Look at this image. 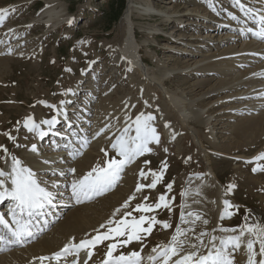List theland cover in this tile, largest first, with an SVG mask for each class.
<instances>
[{
  "label": "rangeland",
  "instance_id": "374dc122",
  "mask_svg": "<svg viewBox=\"0 0 264 264\" xmlns=\"http://www.w3.org/2000/svg\"><path fill=\"white\" fill-rule=\"evenodd\" d=\"M112 1L62 0V5H59L61 8L55 3L56 8L64 9L63 12L67 13L70 20L61 21L56 26H49V17L45 14L48 0H0V9L9 10L1 30H10L14 26L17 30L19 29L13 36L0 37V146H2L0 167L6 157L14 152L23 159L27 157L46 159L54 155L53 139H45L44 143L35 142L33 138L35 133L28 131L19 123L18 116L24 117V114L27 115L28 112L36 113L38 122L42 123L47 120L49 114L58 110L62 102L69 104V107L73 105L71 120L78 119L81 124L71 127L70 131L74 129V132L69 135L73 137L68 138L70 146L67 151L64 150L69 153L68 155L60 154L59 158L61 163L69 164L75 170V161L70 160L75 149L81 154L82 149L86 148L84 154L78 159L83 158L87 152H92V156L87 167L79 169L82 174L69 173L67 178L64 177L65 183L66 179L74 182L83 178L93 167L103 166L108 158L119 159L111 145L123 134L124 128L132 126L133 131L129 135H135L133 121L138 115L143 113L145 116L154 117L149 123L156 129L159 143L155 141L149 143L148 147L152 151L146 152L128 164L120 174V181L116 186L91 200L90 207L96 210L98 216L100 213L98 207L103 200L100 198L118 189L121 190L125 186L123 183L131 176L137 179L136 186L138 183L150 184L154 177L152 175H148L146 179L141 177L139 175L141 169L145 172L151 170L160 173L162 164H166L162 179L156 187L154 189L146 187L139 193L135 192L136 198L131 200L128 211L140 203L155 205L158 198L164 195L169 204L168 208L161 207L147 213L134 212L133 215L137 218L140 215L155 216L158 221L167 222L170 227L164 228L162 224H156L151 235L146 236L142 242L134 241L126 247H118L114 255H119L121 252L127 254L136 250L141 251V255L144 256L153 248L158 250L171 241L184 211L196 213L197 210L201 215L208 209L207 200L215 199L213 189L208 191L209 180L205 176L207 167L193 135L189 131H182L179 124L168 122L165 118L171 113V104L163 93V90H167L188 98L191 105H194L189 108L193 128L209 150L211 165L224 184L225 193L235 200V202L229 201L233 207H229L228 212L232 215L225 216L221 220V227L229 230L237 229L235 232H239L245 224L253 226L254 229H264V170L253 172V168L258 165L264 166V160H254L260 153H264V137H258L257 131L247 134L243 131L240 126L248 124L243 123L246 114L230 116L228 113L221 112L226 107L222 105L220 98L226 93L209 98L204 104L196 105L199 99L214 93L215 86L220 84L222 79L228 80L230 76L224 74L220 76L208 70H206L207 73L205 71L202 75H197V73L188 72L187 69L192 63L204 60L213 52L217 53L220 47L224 50L232 45V43L219 46L214 44L230 36L225 34L226 32L238 34V32L252 31L251 28L246 29V25H241L245 21H243L245 19L243 12L241 13L240 8L235 6L234 0H135V12L141 16L135 20V29L140 35L137 37L139 43L144 45L142 54L145 60L151 69L158 73L157 75L168 70L172 71L167 77L169 80L166 87L153 89L146 82L145 74L140 69L133 68L130 63H121L113 55V47L121 46L128 36L129 29L124 30L125 27L120 24L128 0L121 18L116 22L110 21ZM148 2L154 7L152 16L143 15V9L148 7ZM241 2L250 8L247 5L250 0H241ZM155 4H158L161 13L159 11L155 13L157 10ZM172 7H175V10L169 11ZM183 13L188 15L184 16ZM259 14L255 11L251 15L258 17ZM168 16H172L175 21L168 23L166 20ZM232 18L238 20L237 25H232V29L227 26L223 28L224 32L219 33L213 28L222 25L223 22L220 20L232 21ZM69 22L73 24H67ZM208 25H212L211 28H208ZM258 26L256 25V28ZM156 27L160 28L158 33H156L157 30H153ZM187 60L190 63H187ZM201 64L203 62L198 65ZM202 81H208L210 85L206 84L202 90H197ZM73 84H78L82 89L78 95L79 99L74 103L70 102L69 98ZM40 94H44V98L37 97ZM105 101L109 103L107 107L104 106ZM26 103L32 105L29 107ZM102 103L105 108L101 106ZM213 106L216 108L209 110ZM201 112L204 116H200ZM254 115L259 116L258 113ZM120 119L125 122L119 126L122 122ZM96 123L104 124L100 130L105 129L102 139L97 137L99 132L95 134ZM66 124L69 125L65 119L63 125ZM94 138L101 139L96 146L93 144ZM33 145L35 151L32 150ZM3 148L8 149L7 153L3 151ZM105 151L108 157L105 156ZM145 161L150 163L146 164ZM169 184L172 185L171 189L167 187ZM205 184L208 188L203 187ZM229 186L233 187L229 190ZM145 196L148 197L146 202L143 199ZM195 202L199 203L202 212ZM76 207L71 206L70 210L77 209ZM62 217L65 218L66 215ZM147 226L145 223L144 227ZM47 232L45 235L51 230ZM247 234L246 232L245 235ZM36 242L38 240L35 239V242H30L22 248ZM109 242L114 241L109 240ZM109 242L105 241L94 256L99 255L101 259H104L107 252L106 245ZM230 251L232 255H237L236 260L237 257L242 256L234 248H230Z\"/></svg>",
  "mask_w": 264,
  "mask_h": 264
},
{
  "label": "bare ground",
  "instance_id": "6f19581e",
  "mask_svg": "<svg viewBox=\"0 0 264 264\" xmlns=\"http://www.w3.org/2000/svg\"><path fill=\"white\" fill-rule=\"evenodd\" d=\"M61 2L62 0H48V6L45 9V14H47V16L49 17V22H48L49 26H52V25L56 26L57 24L59 25L61 21L69 19L67 13L65 14L63 12L64 9L61 10V9H58V7L56 8V5L58 6L62 5ZM247 5L250 6V8L256 10V12L260 14L264 13V0H255V1L250 0V3H247ZM155 6H156L155 9H157L155 13H157L158 11L160 12V10L158 9L159 7L158 4H155ZM69 8H67L68 12H69ZM153 9L154 7L152 6V4L148 2V7L143 9L144 10L143 15L152 16L153 14L151 13H154ZM135 10H136L135 0H128L127 8L124 11V14L122 16L121 23H120L122 27H125L124 30L129 29L128 36H126L121 46L113 47V52H114L113 55L121 63H128V64L130 63L133 66V68L140 69L145 74L146 82L149 85H151L153 89H160L161 87H166V85L168 84V80H169V78L167 77L171 75L172 71L168 70L162 74L160 73L159 75H157L158 73L156 74L154 70L151 69L149 63L145 60L142 54L144 45L139 43L137 37H140V35L136 32V29H135V20H138L139 17L141 16L136 14ZM172 10H175V7L169 8V11H172ZM240 12L242 13L241 10ZM242 14L245 18L243 19V21L244 20L245 21L241 25L242 26L246 25V29L251 28L252 31L248 33L238 32V34L230 33L229 31V32H226L225 34H228L230 36L226 37L225 39L218 40L217 42L212 40V42H215L214 44L216 46H219L220 44H231V43L232 45H229L224 50H221L222 47H220L217 53L213 52L210 56L208 54L209 57H207V55L205 54L207 58H205L204 60H198L194 64L192 63V65H189L187 69H188V72L197 73V75H202L206 70H208L212 73H217V75L220 74V76L221 74H224L225 76L226 75L230 76L228 80L225 78H224L225 80L224 79L221 80L220 78L219 79L221 80V82H219L220 84L215 86L216 91H214V93H211V94H209L210 93L209 91L208 93L209 95L199 99L196 105L198 106L199 104H204L209 98H213V97L218 96L219 94L226 93L220 98L221 101L223 102L222 105L226 107L221 112L228 113L230 114V116L231 114H233V116L236 114H240V115L246 114L247 116L245 115L244 117L245 120L243 123H248V124L247 125L244 124L240 126L243 129V131L246 134L257 131L258 137L259 136L264 137V39H261L255 35L256 31H260L258 27L256 28V25H259L260 28L262 26L258 23V17H254L251 14L245 15L244 12ZM183 15L184 16L188 15V13H183ZM166 20H168V23L169 22L173 23L175 21L172 16L166 17ZM231 20L232 21L230 20H226L225 22L222 21L223 23L221 26H216L213 28L217 29L219 33L224 32L223 30L224 27L228 26L229 28L233 24H236L238 22V20H236L235 18H232ZM229 22H231L232 24ZM67 24L72 25L73 22L71 23L69 22ZM2 25L3 24H0V37L2 36L8 37L10 35L13 36L18 33L19 29L17 30L15 26H14L15 28L12 27L10 30L2 31L1 30ZM211 26L208 25V28H211ZM153 30H157L156 33H158L160 28L156 27ZM156 35L158 36V34ZM217 35L218 34H216V36ZM198 38L202 39V37H199V36ZM207 40H209V38H207ZM216 46H213V47H216ZM200 62H203V64L198 65ZM187 63H190L189 60H187ZM194 65L196 66L193 67ZM34 69L37 70L36 68ZM208 71H206L205 73H207ZM206 84H209L208 81H202L198 85L199 87L197 90H202ZM70 90H71L69 94V98L71 99L70 102L74 103V101H77V99H79L78 95L82 91V89H81V86H79L78 84H73L72 89ZM41 91L43 92L42 89ZM163 93H165V95L167 96L171 104V113L165 116L166 120L171 123L173 122V123L179 124V128L182 131H189L193 135L195 143L197 144L198 149L201 152L203 161L206 167L209 168L210 170V171H206V174H205V176L209 180V182L207 183L209 188L207 187L206 184L203 185V187L206 186L208 188V191H211V189H213L215 193V199L207 200L209 203L207 206L208 209L204 210L205 208L204 209L202 208L204 212L201 215L203 216L198 214L197 210H196V213H192V215H189L187 211H184L183 219H181L177 229H175L176 233H174V235H177L178 230L185 233L184 235H179L178 241H177V242L185 241V243L182 245L184 251L181 252V255L185 254L186 252L193 251V249L190 247L191 243H196L198 245V251L200 254H207L208 249L211 247V244H209V241L211 240L213 236L217 238L227 239L229 237L239 235V232L222 230L224 228H222L220 225V222L222 223L221 217L224 212V201L227 200V201L235 202V200L231 196L225 193V188L222 187L224 186V184L220 181V179L218 178L216 172L214 171L211 165V159H210V156H208L209 150L208 148H206L202 138L198 135L196 130L193 128L194 127L193 120L190 116L191 114L189 111V108H191L192 105L187 100L188 98L186 99L181 95H177L176 93H171L167 90L166 91L163 90ZM37 97L44 98V94L42 95L40 94V96L38 95ZM108 104L109 103L105 101L104 106L107 107ZM26 105L30 107V105L32 104L30 103L29 105V103H26ZM101 106H103V103ZM215 108L216 106H213L209 110H212ZM73 110H74L73 105L69 107V104H65L64 102H62L61 105H59L58 110L55 111V113L59 115L57 118L60 119V118L65 117L70 127L67 128L68 130L67 132H64L65 134L62 135V133H59V136L55 138V143H53V146H52V148L55 149V152H53L54 155L46 159H43L42 157H38V158L37 157H27L23 159L19 155L16 154L17 152H14L12 155H8L6 157V159L3 161V165H1L0 167V170H3L5 173L8 174L6 177H1V178L5 180V187L10 189L11 188V172H12V159L11 158L13 156L16 157L19 161H21V167L31 169V171L34 173V178L36 179L37 183L40 184L41 187L45 188L46 191L51 192L53 194V197H54L53 204L55 205V207L48 205L49 208L47 209L45 216L43 215V217H39V218L37 217L38 222L35 225H33V227L31 228L33 235L31 237L24 238L26 239L25 243L8 242V241L14 240V238L12 237L11 239H8V241L6 242V246H4L3 244L4 250L0 251V264H71V262L74 259L77 260V264H84V261L87 259V254L85 251H81L78 257L75 255H69L66 258H61L59 261L55 259H49V260H44L42 262L39 259V257H52L54 253L61 251V249H63L65 245H68L70 243H79L81 240L90 239L92 236H95L96 234L95 230L100 229L101 224H106V222L110 218L119 219L120 215H122L124 211L129 210V209H121L120 213H116V209L121 208V205H123L124 202L129 199V196L135 193V186H136L137 179L134 176H131L127 181L123 183L125 184V186L121 188V190L118 189L116 192L110 193L104 198H100V200L102 199L103 200L98 207L100 209V213L98 216H97L98 213L96 212V210L90 207L91 206L90 201L93 199H96L97 197L101 195L95 196L93 199L86 200L83 203H77L75 198L72 195V184H73V182H71L72 180L66 179L67 180L66 183L63 181L64 177H66L69 173H72V174L76 173L78 175L82 174L80 173L79 169L86 168L87 165L91 162V156H92L91 155L92 152L91 153L87 152V154L85 153L83 158L78 159V157H81L84 154L86 148L84 147L82 149L81 154L77 153V149H75V151H73L72 153V156L70 157L71 161H75V167H76L75 171H72L73 168L70 167L69 164L65 165V163H61L59 155L60 154L68 155L69 152H66V151L70 145L68 143V140H65L64 138L68 139V137H70L72 139L73 136H70V135L71 133L74 132V129L70 131L71 127L78 126L81 124L78 119L77 121L71 120V115H72L71 111ZM208 113L206 115H208ZM254 113H258L259 116L255 117ZM35 114L36 113L28 112L27 115L24 114L25 115L24 117L18 116L19 123L21 125H24V122L26 121V119L28 117H32L35 123L39 124V128L33 131V133H35L33 138L35 139V142L42 141L44 143L45 142L44 139L49 138L48 137L49 134H45L43 137H41L40 133L41 132L45 133L48 127H50L51 129L52 125L45 124V123H39L37 115ZM202 115H203V112H201L200 116ZM120 121L122 120L120 119ZM58 122H60V120ZM124 122H125L124 120L120 122L119 126ZM63 123L64 121L61 122V124ZM96 124L95 125L97 127H95L96 128L95 134L99 132V134H97V137H100L102 139L104 137L102 134L105 129L103 131H100V130L104 126V124H101V123L99 124L96 123ZM18 131L19 132L21 131V127L19 128ZM54 133L55 132H52V134ZM94 139L96 141L94 140L93 144H95L96 146V144H98L101 139L100 140L96 138ZM64 146H66V148L62 149V147ZM64 150L66 151L64 152ZM204 190H207V189H204ZM0 191H3V189H0ZM7 202H9L12 207L4 206L5 208L4 216L9 221H12V209L14 208L15 202L11 198H8L4 201L3 204H6ZM198 204L199 203H197L196 205L199 208L200 206ZM71 206H77L76 207L77 209L70 210ZM200 211L202 212L201 209ZM114 213H115V217H114ZM62 215H66V217L63 218ZM197 216H199L200 219H197ZM20 218H26V216L24 215L23 217H20ZM205 220L207 221L206 224L204 223ZM52 227L53 229H51ZM106 230L107 228L100 229V232H104ZM47 231H49L50 233ZM46 232L49 234L45 235ZM201 233H207V235L201 237V239H203L204 244L207 245V247L199 245V241L197 240V237H199ZM249 236L250 234L243 236L241 238L242 241L246 242L248 239H256L255 237H252V236L249 237ZM35 239L38 240L36 244L34 243L26 248H22V246L24 245L27 246L30 242H35ZM170 242L165 243V245H168ZM102 244H105V242ZM102 244L96 246L95 248H91L89 250L93 251L94 254L96 252L98 253V249ZM215 244L217 247H221L220 239H217L215 241ZM230 248H232V246H229V251H230ZM254 248L258 252L259 243L254 244ZM158 250L160 251V249ZM158 250L156 253L150 251L144 256L141 255L143 258L141 261V264H162V258H158L154 261H150L148 259L149 256H157V253L159 252ZM238 252L241 253L242 256L237 257V260H236L237 255H233L235 259V264H247L246 243L241 244V247L240 249H238ZM261 258L262 257L257 256V260ZM173 259H176V257H174ZM104 260L105 258L101 259L99 255H96V256L93 255L92 258L88 260V264H102ZM169 264H171V262H169Z\"/></svg>",
  "mask_w": 264,
  "mask_h": 264
},
{
  "label": "snow or ice",
  "instance_id": "6c2138e0",
  "mask_svg": "<svg viewBox=\"0 0 264 264\" xmlns=\"http://www.w3.org/2000/svg\"><path fill=\"white\" fill-rule=\"evenodd\" d=\"M235 6L239 7L245 15L254 13L256 10L247 7L241 2V0H234ZM9 10L7 8L0 9V24L4 23ZM258 23L262 26L260 31L256 32L255 35L261 39H264V14L258 15ZM154 117L148 115L145 116L143 113L138 115L133 121L135 135H129L133 131L132 126L125 127L123 134L116 139V141L111 145L113 149L116 150L117 158H108L105 160L103 166L97 165L91 169L82 179L73 182L72 184V195L75 198L77 203H83L86 200H91L95 196L103 195L105 192L113 188L120 179V174L123 172L124 168L135 161L139 156L144 155L146 152H151L152 149L148 147L149 143L155 141L159 143V136L156 132V129L149 123L153 120ZM42 123L45 124H55L56 120H45ZM24 126L28 131H34L39 128V124L35 123L32 117H28L24 122ZM46 133L41 132L40 135L43 137ZM12 139V137H9ZM2 147V146H0ZM32 150L35 151V146L33 145ZM3 151L7 153V149L4 148ZM104 151V150H102ZM165 151H167L165 149ZM105 156L108 157V153L105 151ZM2 158V157H0ZM12 172H11V188L5 187V180L0 179V203L8 198H11L14 202V208L12 209V221L16 225L13 228L9 221L5 218L3 214H0V226H3L9 231L11 236L14 238L13 241L20 243L24 238L31 237L33 235L29 225L31 220H21L20 217H23L25 213L28 217H32L35 214L42 215V212L37 210L44 209L46 206L53 204V194L46 191L45 188L41 187L34 178V173L31 169L21 167V161L16 157H12ZM254 160H264V153H260L254 158ZM251 162V161H249ZM145 163H150L145 161ZM167 165L162 164V170L160 173L145 172L141 169L139 175L143 178H147L148 175H152L154 179L150 184H141L138 183L135 189L136 193L141 192L144 188L154 189L157 183L162 179L163 169H166ZM258 170H264V166H257L253 168V172ZM72 171H75L74 169ZM8 174L3 170H0V177H6ZM171 189L172 185L167 186ZM233 186H229V190ZM135 193L129 197L127 201L121 205V208L116 209V213H120L121 209H128L130 207L131 200H134ZM144 201L148 200V197L145 196ZM225 211L221 219L225 216H230L232 213L228 212L230 202L225 200ZM161 207L168 208L169 204L166 202V197L161 195L158 198V202L155 205H150L147 203H140L135 206L131 211H124L119 219L110 218L106 224H101L100 229L107 228L106 231L100 232V229H96V235L92 236L90 239L81 240L79 243H70L65 245L61 251L53 254L52 257H39L43 262L44 260L55 259L59 261L61 258H66L69 255L79 256L81 251H85L87 254V259L84 261V264H88V260L94 255L93 251L89 249L95 248L96 246L104 243L105 241L112 240L113 243L106 245L107 252L105 253V260L102 264H141L142 256L139 251H132L130 253L121 252L119 255H114L118 247L123 248L131 244L132 242H142L146 236L151 235L153 227L156 224H162L164 228L170 227L167 222L158 221L155 216L140 215L138 218L133 215L134 212L147 213L152 212L155 209ZM192 215V213H189ZM115 217V213H114ZM130 218V219H129ZM183 219V216H182ZM197 219H200L197 216ZM147 223V227H144V224ZM206 224L207 221L205 220ZM224 231H237V229H222ZM250 234L256 239H248L246 242L242 241V237L245 233ZM185 233L178 230L177 235H173L171 242L168 245H165L160 248V251L157 253V256H149L150 261H154L158 258H162V264H235L234 256L231 251H229V246L238 250L241 247L242 243H246L247 249V264H264V229L256 228L253 226L245 224L239 230V235L232 236L227 239L217 238L213 236L209 241L211 247L208 249L207 254H200L198 251V245L196 243H191L190 247L193 251L186 252L181 255V252L184 251L182 245L185 241H178L179 235H184ZM207 235V233H201L197 240L199 245L207 247L204 244L201 237ZM124 238V239H120ZM220 239L221 247H217L215 241ZM0 242H6V237L0 235ZM259 243V251L257 252L254 248V244ZM4 249L0 248V251ZM154 253L157 252V248H153ZM257 256L262 257L257 260ZM176 257V259H173ZM71 264H77V260H73Z\"/></svg>",
  "mask_w": 264,
  "mask_h": 264
},
{
  "label": "trees",
  "instance_id": "16d2710c",
  "mask_svg": "<svg viewBox=\"0 0 264 264\" xmlns=\"http://www.w3.org/2000/svg\"><path fill=\"white\" fill-rule=\"evenodd\" d=\"M126 7V0H113L110 8V21H118Z\"/></svg>",
  "mask_w": 264,
  "mask_h": 264
},
{
  "label": "water",
  "instance_id": "95a60500",
  "mask_svg": "<svg viewBox=\"0 0 264 264\" xmlns=\"http://www.w3.org/2000/svg\"><path fill=\"white\" fill-rule=\"evenodd\" d=\"M207 171H210L209 168H207Z\"/></svg>",
  "mask_w": 264,
  "mask_h": 264
}]
</instances>
